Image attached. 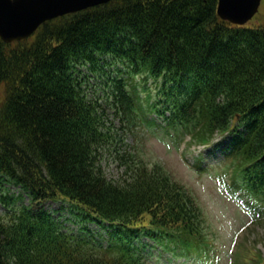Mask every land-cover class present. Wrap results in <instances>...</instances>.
<instances>
[{
  "label": "trees",
  "instance_id": "1",
  "mask_svg": "<svg viewBox=\"0 0 264 264\" xmlns=\"http://www.w3.org/2000/svg\"><path fill=\"white\" fill-rule=\"evenodd\" d=\"M216 9L217 0H112L46 22L28 39H0V191L15 185L29 199L0 192L8 210L0 216V264H147L133 243L141 235L208 258L195 198L160 163L129 155L126 180L104 175L99 151L115 132L101 98L86 93L81 69L108 75L105 56L133 74L163 77L168 125L189 134L191 145L232 134L233 174L264 199V23L232 25ZM110 93L130 108L122 86ZM49 201L106 224L114 244L103 250L62 232ZM237 251L241 260L257 256L246 241Z\"/></svg>",
  "mask_w": 264,
  "mask_h": 264
},
{
  "label": "rangeland",
  "instance_id": "2",
  "mask_svg": "<svg viewBox=\"0 0 264 264\" xmlns=\"http://www.w3.org/2000/svg\"><path fill=\"white\" fill-rule=\"evenodd\" d=\"M264 2H262L258 14L254 17L253 25L264 23ZM260 15V17H259ZM259 17V18H258ZM110 62L109 58H105ZM111 67L112 76L120 74ZM86 74V93L89 97H100L102 109L105 110L106 124H111L115 132V139L99 151L100 166L106 177L113 182L122 183L128 177L125 159L129 155L152 165L156 162L163 165L174 179L182 183L197 198V205L201 208L205 223V231L211 239L213 249L217 252L212 260L213 264H230L232 253L239 242H252L261 250L264 258V215L259 218L253 205H249L245 192H234L229 189L230 172L228 162L224 159L228 150L225 146L229 140L217 137L214 143L207 147H189L188 136H176L168 128L164 127L160 118L149 107L160 100L158 92H162V80L155 83L152 78L123 73L125 78L124 89L128 92V100L131 109L122 103V106L114 101L111 93L108 96L103 93L104 83H99L100 73L82 68ZM147 87V91L144 89ZM109 91V89L107 90ZM149 96L151 97H148ZM139 95V98L137 96ZM6 96L5 84L0 85V107ZM161 106V104H160ZM155 122L154 125L148 123ZM157 124H161L158 126ZM222 142V143H221ZM235 186V185H234ZM8 190H1L6 196H16L19 189L15 186H7ZM231 190L232 192H229ZM242 197V199H241ZM24 203H28L25 197ZM45 208L53 213L54 217L64 216L71 218L66 205L59 202H48ZM63 208V209H62ZM6 205L0 202V215L6 212ZM67 226L76 231V224L64 220ZM71 224V225H70ZM90 230L97 240L106 244L108 236L104 229L96 225H89ZM145 246L141 245V252L147 264H202L197 260H185L183 258H171L170 253L161 247H151L145 238ZM256 243V244H255ZM238 254V251H236ZM250 257L241 262L237 255L234 264H246ZM241 262V263H240Z\"/></svg>",
  "mask_w": 264,
  "mask_h": 264
},
{
  "label": "water",
  "instance_id": "3",
  "mask_svg": "<svg viewBox=\"0 0 264 264\" xmlns=\"http://www.w3.org/2000/svg\"><path fill=\"white\" fill-rule=\"evenodd\" d=\"M110 0H0V38L5 42L30 36L43 22L104 4ZM261 0H219L218 14L235 24H245Z\"/></svg>",
  "mask_w": 264,
  "mask_h": 264
}]
</instances>
